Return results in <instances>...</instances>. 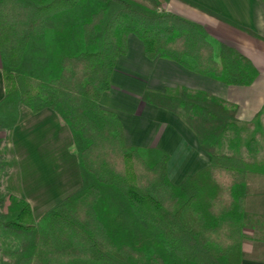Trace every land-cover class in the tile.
<instances>
[{
	"label": "trees",
	"instance_id": "1",
	"mask_svg": "<svg viewBox=\"0 0 264 264\" xmlns=\"http://www.w3.org/2000/svg\"><path fill=\"white\" fill-rule=\"evenodd\" d=\"M164 3L0 0V129L15 124L19 105L53 111L70 134L80 178L34 219L26 201L2 189L11 170L4 146L0 264H240L246 174L264 166L248 140L240 142L235 107L204 93H143L144 102L181 117L210 157L172 184L168 155L125 145L118 117L98 105L129 35L148 60H170L226 85L256 77L245 57Z\"/></svg>",
	"mask_w": 264,
	"mask_h": 264
},
{
	"label": "crops",
	"instance_id": "2",
	"mask_svg": "<svg viewBox=\"0 0 264 264\" xmlns=\"http://www.w3.org/2000/svg\"><path fill=\"white\" fill-rule=\"evenodd\" d=\"M164 10L200 25L210 37L245 57L257 72L247 86L226 85L170 60H148L141 42L127 37V51L117 57L110 89L98 105L118 117L125 145L165 152L168 179L178 184L209 165L210 157L181 117L166 105L144 102L142 95L190 98L204 93L235 107L242 146L250 136L264 142V0H165ZM3 93L0 69V99ZM0 139L11 165L2 189L26 201L34 219L80 186L70 134L53 111L32 113L19 105L15 124L0 129ZM260 157L264 166V147L252 155ZM243 213L240 264H264V172L246 174Z\"/></svg>",
	"mask_w": 264,
	"mask_h": 264
},
{
	"label": "rangeland",
	"instance_id": "3",
	"mask_svg": "<svg viewBox=\"0 0 264 264\" xmlns=\"http://www.w3.org/2000/svg\"><path fill=\"white\" fill-rule=\"evenodd\" d=\"M252 138H253L252 136L247 138L248 142H249L248 148L252 154H255L256 150L258 151L259 148L264 147V142L262 140H256V138H254L252 140ZM0 140H2V139H0ZM3 148H4V141L0 142V157L3 153ZM0 191H2L1 187H0Z\"/></svg>",
	"mask_w": 264,
	"mask_h": 264
}]
</instances>
